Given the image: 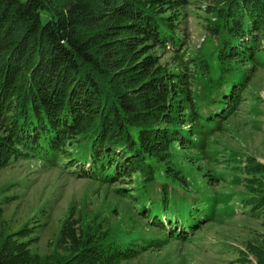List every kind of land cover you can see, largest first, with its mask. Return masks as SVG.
Instances as JSON below:
<instances>
[{"label": "trees", "instance_id": "1", "mask_svg": "<svg viewBox=\"0 0 264 264\" xmlns=\"http://www.w3.org/2000/svg\"><path fill=\"white\" fill-rule=\"evenodd\" d=\"M203 2L206 32L190 54L192 0H0V169L36 160L92 183L128 182L118 194L148 219L147 242L131 232L69 230L73 256L63 264L128 262L157 248L158 233L164 242L179 235L175 227L192 239L219 220L220 205L229 215L264 218V190L244 182L263 175L264 164L237 152L223 157L229 180L212 175L232 195L184 191L191 164L179 149L215 160L219 147L210 153L209 141L238 110L253 72L264 69V0ZM148 46L156 52H143ZM165 55L172 64L155 73ZM31 233L8 241L0 264H34L23 241Z\"/></svg>", "mask_w": 264, "mask_h": 264}, {"label": "rangeland", "instance_id": "2", "mask_svg": "<svg viewBox=\"0 0 264 264\" xmlns=\"http://www.w3.org/2000/svg\"><path fill=\"white\" fill-rule=\"evenodd\" d=\"M192 1L184 33L188 52L195 54L206 32L205 6L204 0ZM148 49L151 55L156 52L153 46L143 52ZM157 59L160 71L156 69L155 73L172 64L168 55ZM244 91L238 110L224 123L222 133L208 143L210 153L214 143L219 147L215 160L201 161L196 152L179 149L191 164L184 168L187 173L184 191L206 199H218L221 193L232 195L234 191L228 184L223 186L212 178L223 173L226 176L221 179L227 181L233 175L231 164H222L229 151L237 152L241 159L247 156L254 164H264V69L253 72ZM60 167L26 160L0 169V251L26 229L32 233L23 241H29L28 250L34 264H63L69 260L73 256L72 243L66 239L69 230L76 234L87 231L95 237L131 232L148 241V219H138L133 205L117 192L127 187L128 182L92 183L63 173ZM244 178V182L254 180L264 190V174L254 173ZM248 185L245 183L241 188ZM223 207L218 206L219 220L202 228L192 239L186 240L190 233L175 227L171 231L177 230L179 235H169L171 239L164 242L162 233H158L154 238L160 243L157 248L152 245L151 251L120 264H257L255 257L264 255V218L254 221L238 212L229 215ZM157 219L164 221V218ZM165 223L168 224L167 219ZM249 246L256 250L253 254Z\"/></svg>", "mask_w": 264, "mask_h": 264}]
</instances>
